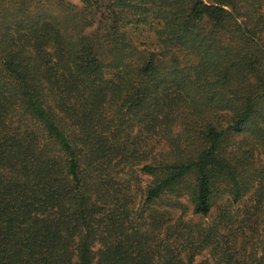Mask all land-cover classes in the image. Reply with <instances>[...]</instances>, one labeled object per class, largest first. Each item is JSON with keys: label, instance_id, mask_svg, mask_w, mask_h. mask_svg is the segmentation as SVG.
I'll return each instance as SVG.
<instances>
[{"label": "trees", "instance_id": "16d2710c", "mask_svg": "<svg viewBox=\"0 0 264 264\" xmlns=\"http://www.w3.org/2000/svg\"><path fill=\"white\" fill-rule=\"evenodd\" d=\"M119 168L146 178L145 224L124 223ZM247 196L264 203V0H0V264H192L220 232L157 240L151 206Z\"/></svg>", "mask_w": 264, "mask_h": 264}, {"label": "rangeland", "instance_id": "374dc122", "mask_svg": "<svg viewBox=\"0 0 264 264\" xmlns=\"http://www.w3.org/2000/svg\"><path fill=\"white\" fill-rule=\"evenodd\" d=\"M260 163L257 164L260 165ZM130 171L127 168L120 169L116 177L111 175V180L115 187L125 195L124 208L127 210V215L124 217V223L129 222L128 225L136 226L141 225V222L146 223V213L139 212L146 178ZM115 198L119 199L118 196ZM178 203L175 208L170 209L158 203L151 206L152 209L162 213L158 218L157 228L152 230L155 232L154 236L157 240L163 238L165 232H220L214 238L213 248L215 249L204 247L195 251L192 264H217L223 252H232L233 249L239 251V246H243L245 251H239L238 255V258L241 259V255L244 257V255L250 254L252 248L258 245L259 240L263 238L264 203L257 204L251 196L243 198L236 204H228L224 200H219L206 217L192 214L191 207L185 200L180 199ZM162 209H167V212ZM149 221L150 218H147L148 224ZM220 221L221 226L217 227ZM166 227H172V229H166ZM174 247L176 252L180 253L182 260L185 261L186 254L180 250V243L175 244ZM255 252L257 256L264 254L259 248L255 249Z\"/></svg>", "mask_w": 264, "mask_h": 264}]
</instances>
